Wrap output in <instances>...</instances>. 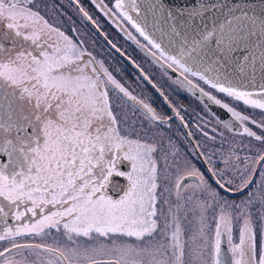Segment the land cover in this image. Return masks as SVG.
Masks as SVG:
<instances>
[{"label":"snow or ice","instance_id":"1","mask_svg":"<svg viewBox=\"0 0 264 264\" xmlns=\"http://www.w3.org/2000/svg\"><path fill=\"white\" fill-rule=\"evenodd\" d=\"M92 2L108 14L103 0ZM33 3L0 0V24L7 29L0 32V157L7 158V162L0 161V222L4 224L0 242L9 245L0 250V264H206L209 248L212 264H264V224L257 251L250 211L259 205L257 214L264 221V179L256 192H248L239 203L229 202L222 195V191L243 193L254 183L251 177L257 170L252 169L248 176L237 170L240 183L217 179L218 189H213L194 167L186 175H177L174 184L168 176L161 177L160 147L121 134L107 84L140 104L145 119L163 124L165 118L150 104L137 101L101 63L100 70L106 77L102 80L94 58L84 63L85 53L79 45L30 7ZM115 9L159 52L160 58L171 62L169 67L174 64L182 69V75L198 77L228 98L264 111V83L259 84L258 91L247 90L245 85L233 82L230 76L234 74L227 70L235 65L241 76L250 70L253 87L257 71L264 80V0L259 12L245 2L231 0H194L187 11H173L161 0H115ZM79 11L95 24L83 7ZM150 27L160 32L159 40ZM165 38L172 51L164 46ZM129 39L135 38L129 34ZM237 52L244 55L237 58ZM150 54L155 61V52ZM87 55L91 57V53ZM174 83L190 91L197 89L240 122L243 133L264 144V136L246 126L249 116L187 76ZM157 91L167 101L159 88ZM173 111L183 121L179 111ZM258 126L264 128V123ZM225 127L232 130L234 125L228 121ZM203 135L207 137L208 133ZM177 154L172 153L173 157ZM167 156L165 153L166 165ZM121 159L130 164V171L117 173L126 177L127 190L113 199L106 189L115 163ZM229 162L224 160L226 165ZM243 163L247 168V160ZM256 163H264V153ZM259 175L264 177V171ZM190 178L196 181L193 185L186 183ZM162 184L171 187L162 188ZM164 193L168 196L161 199ZM161 204L167 209L159 207ZM210 208L219 209L214 215L211 245L206 224ZM29 214L38 218L16 227L7 224L9 216L23 221ZM189 218L199 223L191 235L182 223ZM234 219L243 220L238 242L232 235ZM61 227L73 247L17 242L18 237L39 236L46 229L59 232ZM224 235L230 245V259L222 258ZM116 237L135 238V242H118ZM79 238H84L86 245ZM14 252L22 259H17ZM42 253L48 258L44 259Z\"/></svg>","mask_w":264,"mask_h":264},{"label":"flooded vegetation","instance_id":"2","mask_svg":"<svg viewBox=\"0 0 264 264\" xmlns=\"http://www.w3.org/2000/svg\"><path fill=\"white\" fill-rule=\"evenodd\" d=\"M68 1L74 6L71 0ZM105 5L107 6L108 10V14L105 15V31H102L97 27L105 35V42L91 27V25L83 18L87 23V26L92 29V32H94V34H96L100 41L105 45V55H101L99 53L94 54L93 52L85 50L82 44L80 45V38L76 35L74 23H71L69 27L61 28L59 17L55 16L52 20L50 15H47L44 0H34V3L30 5V7H33L34 10H38L40 14L43 15L50 23L60 28L61 31H64L67 36H69L75 43L79 45L81 50H83L85 53L83 56L84 63L94 58L93 64L97 70L100 71V78L102 80L106 81V77L103 76V72L100 70L101 63L103 64V67L107 69L108 72H110L112 76L128 90L129 93H131L132 96L136 97L137 101H143L144 103L150 104L156 110L158 115L165 118V123L163 124L159 122L153 123L150 119H145L143 114L144 110L140 104L129 99L128 97H125L113 85L107 84V91L109 94L112 111L120 123L121 134L133 135L144 133L153 136L152 138L161 142L160 147H162V149L163 144L167 143L169 140L171 143H175V141H177V143H181L184 147L181 151V154L183 159H186L185 163L187 164L191 150L195 160L194 164L196 169H198L199 172L204 175L207 182L214 189H218V185L216 184L217 179L221 180V182H226L227 180L232 179L237 183L239 180L237 170H247L248 176L251 170L255 168L257 170L256 175L251 177L254 180V183L248 189L244 190L252 191L256 186L255 183L258 181L259 173L262 169H264V163H256L257 157L264 153V148L258 151V156L255 157V153L251 148V144L255 139L243 133L240 122L234 120V118H232L231 114L228 113L226 109H223L219 105L213 103L207 97L203 96L197 89H192L190 91L187 87H180V85L178 83H174V81L183 80L184 76H187L188 80L198 84L200 87L204 88L205 91L215 95L223 102L229 103L230 106L241 112L242 115L249 116L250 120L245 122V124L252 131H255L257 135H262V133H258L257 130H260L264 133V128L258 126L260 121L264 123V111L253 109L250 106L243 105L242 102H237L231 98H228L225 94L219 93L215 89H212L208 85L204 84V82L199 80L198 77H193L188 73H184L182 75V69L178 68L174 64L169 67L168 65L171 62L160 58L159 52L156 49H153L151 45H148L147 41L144 40V38L140 36L138 32H136L132 25L122 16H120L119 11L115 9V0H105ZM74 8L76 9L75 6ZM131 15L135 18L136 13L133 12ZM3 31H7L6 25L0 24V32ZM129 34L135 39H129ZM81 38L83 43V37ZM137 41H139V43H137ZM5 43L6 45L10 46L7 41H5ZM113 44L116 45V48L112 47ZM117 49H119V51H117ZM153 52H155L157 58L155 61L153 56L150 54ZM88 53H91V57L87 55ZM100 56L103 58H100ZM137 65L139 67H137ZM145 76L148 77L147 80L144 78ZM153 85H156V87L154 88ZM157 88H159L160 91L164 93V96H167V101H165L164 97L160 95V92L157 91ZM250 91H258V88L250 89ZM169 104L171 107H169ZM173 108L179 111L180 116L183 117V121H181V119L175 115ZM194 110H198L200 113H204L207 118H211L217 125L214 127L217 132L220 133V130L222 129L230 134L228 135L229 138H232L233 135H236L239 137L238 140L233 138L234 144L231 146L228 145V141L226 139L227 136H224L223 134L219 141L216 139H211L210 136L212 134L206 131L204 128L205 125L200 121L203 118L197 116V114L193 112ZM228 121H231L232 125H234L232 130H229V128L225 127V122ZM251 121H256L257 123L253 124ZM185 124L187 127L184 126ZM175 125L177 126V132L176 136L173 137ZM191 127L208 140H213L216 144L211 147V145H205V141H198L194 136L195 131H192L190 129ZM150 128L153 129V132H151ZM204 132L208 133L207 137L203 135ZM189 133H191V135H189ZM217 137L219 138V136ZM197 151L199 152L203 161L199 159ZM178 152L179 151H177V153ZM232 153H235V155H232ZM236 156L240 157V161L236 160ZM108 158L115 159L114 157ZM225 159L230 161L229 164L226 165L224 163ZM245 160H247V168L245 167V163H243ZM0 161L7 162V158L0 157ZM210 169L217 172V175L213 176L212 171H209ZM222 170L224 173L223 175L220 174ZM128 171H130V164L128 161L123 159L117 161L115 163L113 175L110 177V182L113 177H124L118 175V172ZM124 178L126 179V177ZM190 180L195 181L190 178L187 180V182ZM110 184L111 183H109V185ZM125 185L124 191L127 190V182ZM123 194H121V196ZM225 194L234 195L233 193ZM37 218L38 216L32 217L31 214H29L23 221H15L11 216H9L7 224L9 226L16 227L17 224L20 223L34 222ZM3 227L4 224L0 222V229ZM56 232V229L45 230V233L49 234ZM261 233L262 230H256L257 251H259L262 243ZM29 236L30 235L18 237L17 242L21 244H47L51 247H54V245L51 243L39 241L38 237L41 235H34L33 241L27 239ZM238 238L239 235H237L234 239L238 240ZM5 246L9 245L6 242H0V249ZM228 247H230L229 244Z\"/></svg>","mask_w":264,"mask_h":264},{"label":"rangeland","instance_id":"3","mask_svg":"<svg viewBox=\"0 0 264 264\" xmlns=\"http://www.w3.org/2000/svg\"><path fill=\"white\" fill-rule=\"evenodd\" d=\"M45 1V10L47 15H50V18L53 20V18L59 17L60 19V26L61 28L69 27L71 23H74V26L76 28V35L77 37L80 38V45L82 44L83 48L85 50H88L90 52H93L94 54L99 53L101 55H105V45L100 41V39L97 37L94 32H92V29L87 26V23L83 19V17L79 14V12L74 8V6L68 1V0H44ZM77 2V0H75ZM80 7H83L86 12L92 17V20L95 21V25L100 28L102 31H105V11L101 10L100 7H97L96 4L92 2V0H79L78 2ZM103 4L105 5V0H103ZM56 14V15H55ZM83 37V43H82V38ZM100 58H103L100 56ZM192 105V104H190ZM197 116L203 118L201 121L202 124L205 125V129L207 132H210L212 135L210 136L211 139H216L217 141L220 140V138L224 135L227 136V141L228 145L233 146L234 144V139L238 140V136H234L232 138H229L228 135L229 133L225 132L224 130H220V133L217 132V130L214 129L217 125L214 123V121L211 118H207V116L204 113H200L198 110L193 111ZM260 123H262L260 121ZM259 123V124H260ZM151 129V128H150ZM149 129V130H150ZM192 131H195L194 128H190ZM215 130V131H214ZM151 132H153V129H151ZM177 132V126L175 125L174 131H173V137L176 136ZM257 132H261L262 135L264 133L260 130H257ZM220 134V135H219ZM223 134V135H222ZM128 135V134H126ZM133 138H138L142 141H147L150 143H154L160 147V141H157V139L152 138L153 136L144 134V133H139V134H133L131 135ZM194 136L198 141H205V145H211L214 146L216 143L213 140H208L207 138L203 137L200 133L196 132L194 133ZM219 136V138L217 137ZM209 142V144H208ZM177 143V141H175ZM174 142L171 143L170 140L167 141V143L163 144V149L160 147V153H159V163H160V175L161 177L168 176L170 180L172 181V184L175 183V178L177 175H186L189 171L192 170V168L195 167V160L193 157V154L190 150V156L188 158L187 164L185 163L186 159H183V156L181 154V151L183 150V145L181 143L175 144ZM199 143V142H198ZM200 144V143H199ZM252 151L255 153V157L258 156V151L262 150L264 148V144H261V142H257L253 140L251 144ZM162 151V152H161ZM178 152V154L173 157L172 153L173 152ZM168 153L167 156V165L165 164L164 160V154ZM253 153V154H254ZM177 168L179 171L177 172ZM245 172V175L247 176V170H242ZM261 171H264L262 169ZM233 172V171H232ZM239 176V175H238ZM234 177V176H233ZM237 183L241 182V178L238 177ZM264 179V177H261L259 175L258 181L255 183L256 186L253 188V190H247L243 191V193H235L234 195H227L224 192H222V195L225 196V198L229 201H235L239 203L241 200L246 199L248 192H256L257 191V185L260 183V181ZM195 181H188V185H193ZM164 186L171 187V185H164L162 184L161 187L163 188ZM235 186V185H233ZM213 188V187H212ZM214 189V188H213ZM168 194L164 193L161 199L167 198ZM173 201H174V196H173ZM209 204L212 203V201L209 199ZM159 207H162L164 209H167V205H159ZM259 205L256 206V208H252L250 211L252 212V220H253V227L255 230L261 231L262 230V224H264V221H261L259 215L257 214V209ZM219 209H209L208 212L206 213V224H207V231H208V236H209V245H211L212 240L214 238V232H215V220H214V215H218ZM234 216L237 214L234 213ZM183 227L187 231L188 235H191V233L199 228V223L198 220L189 218L187 221H182ZM243 224V220H236L234 219L233 221V239L239 235V228ZM223 230V228H222ZM33 236L30 235L27 237L28 240L33 241ZM39 241L44 242V243H51L54 245V247H60L61 249L64 248H70L73 247V245L70 244V242L67 241L66 237L64 236L63 229L61 227V230L59 232L49 234V233H44L41 234V236L38 237ZM104 239V238H100ZM117 241L120 242L121 240L127 241L129 243L135 242V238H126V237H116ZM79 242L81 244L86 245V241L84 238H79ZM105 243H108L107 240H104ZM234 242H238V240L234 239ZM230 246V245H229ZM2 250V249H0ZM27 251L24 252V255H27ZM14 256H16L17 259H22V256L16 255V253H13ZM42 256L44 259H47L48 256L47 254H43ZM35 256H30L29 259H35ZM98 259H106L107 257L105 256H98ZM54 259V257H53ZM206 264H212V257L210 254V248L209 250L206 251Z\"/></svg>","mask_w":264,"mask_h":264},{"label":"water","instance_id":"4","mask_svg":"<svg viewBox=\"0 0 264 264\" xmlns=\"http://www.w3.org/2000/svg\"><path fill=\"white\" fill-rule=\"evenodd\" d=\"M71 1L74 4V6L76 7V9L78 10V12L82 15V17L91 25V27L100 35L102 40L105 42V35L97 28V26L94 23H92V21H89L86 17H84V15L79 11L80 6L75 1H73V0H71ZM161 2L165 5L166 8H171L173 11H175L176 8H183V9H185V11H187L190 7L194 6V0H161ZM209 2H215V0H209ZM231 2L232 3L245 2L248 5H250L253 9H255L257 12H259L260 7L262 5V0H231ZM195 3H199V0H195ZM206 15H210V14H206ZM135 18H136V15H135ZM151 22H152L151 16L149 15V24L150 25H151ZM149 31H156V30L150 27ZM156 38L158 40L160 38V32L159 31H156ZM163 44L166 48H169L167 38L164 39ZM172 50H173L172 48H169V51H172ZM234 55L237 58H240L244 55V53L237 52ZM227 70L230 74H234V76H230V78L233 79V82H235L237 84L245 85L247 90L256 89V88H258L260 83H264V80L261 79L259 71H257V73H256V79L254 82L256 87H253V82L250 80V70H249V72H246L243 76H241L239 74L235 65L229 66V68ZM197 155L199 156V159L201 161H203L198 151H197ZM126 182L127 181L124 177H122V178H118V177L114 178L113 177L111 179V182H110L111 184L107 188V191H106L107 194H109L113 199H118L121 196V194H123V192H124ZM233 194H235V193H233ZM221 248H222V258L230 259L231 254L228 252L229 247H228L226 235H224L222 237Z\"/></svg>","mask_w":264,"mask_h":264}]
</instances>
